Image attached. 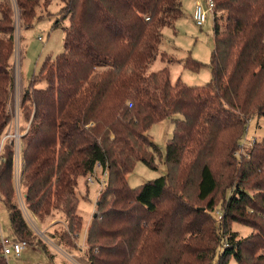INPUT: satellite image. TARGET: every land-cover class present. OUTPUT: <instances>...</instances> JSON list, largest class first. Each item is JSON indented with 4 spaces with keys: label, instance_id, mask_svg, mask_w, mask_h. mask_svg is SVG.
Masks as SVG:
<instances>
[{
    "label": "trees",
    "instance_id": "trees-1",
    "mask_svg": "<svg viewBox=\"0 0 264 264\" xmlns=\"http://www.w3.org/2000/svg\"><path fill=\"white\" fill-rule=\"evenodd\" d=\"M53 1L68 20L63 52L44 60L21 102L31 115L21 128L30 122L21 137L27 210L42 223L61 214L58 242L73 248L80 182L101 170L98 215L86 230L88 264H264V139L242 147L249 120L264 117V0H195L213 20L211 78L201 86L171 83L174 58L158 49L182 0L0 1V141L10 121L15 22L31 28L36 8ZM157 58L164 66L149 71ZM202 66L190 57L183 63L192 72ZM174 115L181 119L166 141V174L130 188L126 176L137 162L156 168L159 148L148 130ZM13 171L5 143L0 200L13 240L30 244ZM190 188L201 205L184 200ZM233 223L252 232L241 237ZM0 264H7L1 244Z\"/></svg>",
    "mask_w": 264,
    "mask_h": 264
},
{
    "label": "rangeland",
    "instance_id": "rangeland-1",
    "mask_svg": "<svg viewBox=\"0 0 264 264\" xmlns=\"http://www.w3.org/2000/svg\"><path fill=\"white\" fill-rule=\"evenodd\" d=\"M10 1L13 4L14 0ZM195 2V0H182V13L175 22L174 29L166 27L161 30L163 37L158 49L174 58V62L168 66L171 83H174L179 78L188 86H201L208 83L211 78L209 64L214 49L212 14L208 13L207 20L201 27L197 26L193 21ZM60 7L61 4L59 2L53 1L46 8L43 6L36 8V18L29 29H19L18 17L17 14L15 15L17 20L14 25L16 41L12 69L17 61L19 79L22 82V94L28 89L32 76L38 73L44 60L48 57L54 58L63 52L64 29L68 27V20L61 19L58 15ZM55 23H57L56 26H54ZM188 57L203 65L199 72H192L183 67V63ZM160 60L157 58L148 70L154 72L161 69L164 64ZM36 87L44 88L45 84L42 82L37 84ZM12 100L13 98L10 94L8 104ZM16 101L19 102V98ZM21 102L22 96L20 98ZM25 114H27L25 111L23 113L21 111L19 122L21 128H23L25 120L31 119V115L30 119H26ZM176 119L181 118L179 115H174L150 127L147 134L159 148V154L155 157L156 168L149 169L142 162H137L133 171L126 176L127 184L130 188H136L166 174V141L171 138ZM262 139H264V117L255 116L247 124L242 147L246 148L253 141H261ZM22 165L23 163L21 162L20 171L16 177L13 175L11 183L19 207L21 203V200L19 202V197L22 195ZM96 173V179L94 178L92 183H86L87 180H82L78 188L76 212L82 218V226L77 238L74 239V247H65L58 242V237L65 227V221L61 214L55 212L52 221L47 219L42 223L27 210V214L23 216L34 237L31 238V243L22 250L19 257L13 255L6 257L7 264H88L85 258V254L88 252L85 245L86 230L91 219L94 218L93 216L95 215L96 217L98 215L96 201L103 186L101 170H96ZM221 191L222 187L214 195L217 200L216 209L213 212L215 216L219 215L217 210L220 209L221 199H223ZM184 200L191 202L195 206L201 205L200 202L196 201L193 188H190L189 196H184ZM231 229L238 232L241 237H245L252 232L249 227L239 223H233ZM0 232L5 237H11L12 235L8 213L1 200Z\"/></svg>",
    "mask_w": 264,
    "mask_h": 264
},
{
    "label": "built area",
    "instance_id": "built-area-1",
    "mask_svg": "<svg viewBox=\"0 0 264 264\" xmlns=\"http://www.w3.org/2000/svg\"><path fill=\"white\" fill-rule=\"evenodd\" d=\"M193 20L198 26L203 25L204 22L206 21V12L204 9L201 8L198 2H196L194 14H193ZM16 63L17 61L13 65V89L11 94L13 100L8 104V113H9L10 121L8 124V128L6 129V132L0 141V149L5 143L12 145L14 177L18 175L21 168L20 166L22 162L21 137L27 132L30 123L28 122L26 124L25 130L21 129L19 122H20V114H21L20 98L22 96V90H21V81L19 79L18 63L17 65ZM17 98H19V102L16 101ZM86 180L88 183H92L91 177H88ZM20 200H21L20 203L21 212L23 215H26L27 208L23 204L21 197H19V202ZM0 244L2 246V253L5 257H8L10 255L19 257L22 250L28 245L24 241L20 242L13 240L12 236L5 237L1 232H0Z\"/></svg>",
    "mask_w": 264,
    "mask_h": 264
},
{
    "label": "water",
    "instance_id": "water-1",
    "mask_svg": "<svg viewBox=\"0 0 264 264\" xmlns=\"http://www.w3.org/2000/svg\"><path fill=\"white\" fill-rule=\"evenodd\" d=\"M93 217H95V215Z\"/></svg>",
    "mask_w": 264,
    "mask_h": 264
},
{
    "label": "crops",
    "instance_id": "crops-1",
    "mask_svg": "<svg viewBox=\"0 0 264 264\" xmlns=\"http://www.w3.org/2000/svg\"><path fill=\"white\" fill-rule=\"evenodd\" d=\"M22 83V82H21Z\"/></svg>",
    "mask_w": 264,
    "mask_h": 264
}]
</instances>
